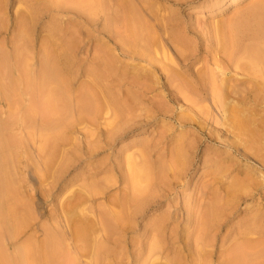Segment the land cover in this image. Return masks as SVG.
Instances as JSON below:
<instances>
[{"label":"rangeland","instance_id":"374dc122","mask_svg":"<svg viewBox=\"0 0 264 264\" xmlns=\"http://www.w3.org/2000/svg\"><path fill=\"white\" fill-rule=\"evenodd\" d=\"M62 1L0 0V264H264V0Z\"/></svg>","mask_w":264,"mask_h":264},{"label":"bare ground","instance_id":"6f19581e","mask_svg":"<svg viewBox=\"0 0 264 264\" xmlns=\"http://www.w3.org/2000/svg\"><path fill=\"white\" fill-rule=\"evenodd\" d=\"M2 1H3V0H2ZM7 1H8V0H7ZM25 1H29V2H31V3L34 4L36 7L41 8L42 10H43V8H42L43 5L45 4L44 0H25ZM59 1H60V0H59ZM59 1L57 0V2H59ZM76 1H77V0H75V1H73V0H69V1H67V0H66V2H76ZM82 1H84L85 5H86V2H87L88 5H91V6H92V7H90V10H91V8L94 7V5H93V4H94V3H93V0H86V1H85V0H82ZM82 1L80 0V2H82ZM99 1H100V0H99ZM62 2H63V1L61 0L59 3L61 4ZM64 2H65V1H64ZM66 2H65V3H66ZM103 2H104V1H103ZM7 3H8V2H7ZM47 3H48V2L46 1V5H47ZM52 3H53V2H52ZM54 3H56V2H54ZM65 3H64V4H65ZM77 3H79V0L77 1ZM84 3L82 2L81 4L84 5ZM125 3H126V2H125ZM1 4H2V3H1ZM60 4H58V6H59ZM62 4H63V3H62ZM62 4H61V6H62ZM67 4H69V3H67ZM67 4H66V5H67ZM73 4H74V3H73ZM73 4L70 3L68 6H71V7H72V6L75 5V4H74V5H73ZM103 4H104V3H103ZM103 4H102V8H103ZM7 5H8V4H7ZM55 5H56V4H55ZM78 5H80V4H77V6H74V7H77V8L80 9V6H81V5H80L79 7H78ZM11 6H12V5H11ZM11 6H10V7H11ZM56 6H57V5H56ZM64 6H65V5H64ZM99 6H100V5H99ZM82 7H83V6H82ZM86 7H87V6H86ZM86 7H85V8H86ZM88 7H89V6H88ZM88 7H87V9H88ZM3 8H4V7H3ZM99 8H100V7H99ZM1 9H2V8H1ZM41 9H40V10H41ZM44 9H45V8H44ZM83 9H84V7H83ZM90 10H88V11H90ZM92 10H93V9H92ZM91 12H92V11H91ZM27 13H28V12H27ZM40 13H41V12H40ZM92 13H93V12H92ZM94 13H95V12H94ZM5 14H6V13H4V15H5ZM41 14H42V13H41ZM11 15H12V14H11ZM90 15H91V13H90ZM92 15H93V14H92ZM13 17H14V16H13ZM44 18H45V17H43V16H39V18H38V20H37V23H39V24H38L39 26H40V24H42V23L44 22ZM12 19H13V18H12ZM263 19H264V18H263ZM127 20H129V19H127ZM131 22H132V21H131ZM131 22H130V23H131ZM133 22H134V21H133ZM133 22H132V23H133ZM22 24H25V23H22ZM22 24H21V26H20V23L17 24L18 29H19V27L21 28V27L23 26ZM130 26L133 27L132 24H129V27H130ZM23 27H24V26H23ZM27 27H28V26H27ZM29 27H30V26H29ZM29 27H28V28H29ZM133 28L136 30V32H135V30L133 31ZM133 28H132V30H131L132 33L135 32V33H136V36L138 37V35H137V31H138L140 28H139V29H136V27H133ZM137 28H138V27H137ZM20 30H21V29H20ZM22 30H24V29H22ZM140 30H141V29H140ZM140 30H139V31H140ZM141 31L143 32V30H141ZM19 32H20V31H19ZM139 33H140V32H139ZM144 34H145V33H144ZM140 35H142V37H141V39H142V38H143V33H140ZM132 36H133V35H132ZM128 37H129V36H128ZM132 38H133V37H132ZM134 38H135V37H134ZM145 38H147V37H145ZM20 39H21V38H20ZM136 39H137V38H136ZM148 39H149V38H148ZM151 39H152V37H151ZM142 40H144V39H142ZM142 40H141V41H142ZM146 40H147V39H146ZM144 41H145V40H144ZM154 41H155V40H154ZM148 42H149V40H148ZM145 43H147V42H145ZM128 44H129V43H128ZM147 44H148V43H147ZM132 45H133V44H132ZM129 47H130V46H129ZM139 47H140V46H139ZM17 48H18V47H17ZM133 48H135V47L133 46ZM20 49H22V48H20ZM247 49H248V48H247ZM132 50H133V49H132ZM139 50H140V49L138 48L137 51H139ZM128 51H129V50H128ZM251 51H252V50H251ZM15 52L17 53V49H16V51L14 50V53H15ZM21 52H22V51H21ZM142 52H143V51H142ZM130 54H131V53H130ZM14 55H16V54H14ZM142 55H143V54H142ZM0 63H1V61H0ZM5 63H6V61H5ZM1 64H2V63H1ZM6 64H7V63H6ZM3 68H4V67H3ZM4 70H5V69H4ZM26 71H28V70H26ZM26 71H25V74H26V76H27L28 72L26 73ZM47 71H48V70H47ZM47 71H46V69H45V72H46V73H48ZM6 72H7V71H6ZM23 72H24V71H23ZM43 72H44V71H43ZM46 73H44V74H46ZM1 74H2V73H1ZM143 74H144V73H142L141 75L143 76ZM145 74H146V73H145ZM145 74H144L143 77H146ZM148 74H149V73H148ZM152 74H153V73H152ZM22 75H23V74H22ZM47 75H48V77H49V73H48ZM47 75H45V76L43 75L42 78H46ZM136 75H137V74H136ZM153 75H154V74H153ZM26 76H25L24 80L26 79ZM33 76H35V75H33ZM40 76H41V75H40ZM149 76H150V75H148L147 77H149ZM21 77H22V76H21ZM35 77H36V76H35ZM48 77H47L46 79H44V80L42 79V80H43L44 82H47ZM28 78H29V75H28ZM38 78H39V77H38ZM38 78H37V79H38ZM40 78H41V77H40ZM50 78H51V77H49V81L51 82ZM150 78H152V77H150ZM22 79H23V78H22ZM33 79H35V78H33ZM213 79H214V78H213ZM221 79H223V78H221ZM42 80L40 79V81H42ZM36 81H37V80H36ZM43 81L40 82V84L38 83L39 86L42 85ZM220 81H221V80H220ZM220 81H219V82H220ZM226 81H227V80H226ZM29 82H30V81H29ZM50 82H47L46 84L44 83V84L42 85V87L44 88V85H45L46 87H47V85H49L48 87L50 88V87H51V84L53 83V82H51V83H50ZM0 83L2 84L3 82L0 81ZM23 83H25V82H23ZM27 83H28V82H27V80H26V84H27ZM157 83H158V82H157ZM221 83H222V82H221ZM1 84H0V87H1ZM8 84H9V83H8ZM11 84H12V83H11ZM33 84H34V83H33ZM36 84H37V82H36ZM38 84H37V85H38ZM155 84H156V83H155ZM159 84H160V82H159ZM24 85H25V84H24ZM167 85H168V84H167ZM221 85H223V84H221ZM221 85H220V86H221ZM2 86H3V85H2ZM6 86H7V85H6ZM6 86H5V87H6ZM52 86H53V85H52ZM150 86H151V85H150ZM152 86H153V85H152ZM213 86H214V84H213ZM42 87H40V88H42ZM46 87H45V88H46ZM53 87H54V86H53ZM53 87H51V88H53ZM214 87H215V86H214ZM32 88H33V86H32ZM45 88H44V89H45ZM148 88H149V87H148ZM168 88H169V86H168ZM168 88H167V89H168ZM5 89H6V88H5ZM5 89H4V87H3V90H5ZM7 89H8V88H7ZM7 89H6V92H7ZM37 89H39V87H38ZM44 89H43V90H44ZM220 89H221V88H220ZM14 90H15V89H14ZM45 90H46V89H45ZM45 90H44V91H45ZM165 90H166V89H165ZM32 91H33V90H32ZM38 91H39V90H38ZM47 91H48V90H47ZM49 91L51 92L52 90L49 89ZM53 91H54V90H53ZM149 91H150V90H149ZM169 91H171V89H170ZM12 92H13V91H12ZM22 92H23L24 95H27V91H26V90H24V91H22ZM35 92H36V90H34V91L31 93L32 96H33V93H35ZM41 92H43V91H41ZM45 92H46V91H45ZM45 92H43V94H44ZM171 92H172V91H171ZM17 93H18V92H17ZM37 93L39 94V92H37ZM53 93H55V92H53ZM53 93H52V94H53ZM146 93H147V92H146ZM8 94H9V93H8ZM31 94H30V96H31ZM38 94H36V95H37L36 97L40 96L42 93H41L40 95H38ZM45 94H46V93H45ZM48 94H50V93L48 92ZM48 94H47V95H48ZM144 94H145V93H144ZM15 95H16V94H15ZM47 95H46V96H47ZM50 95H51V94H50ZM50 95H48V97H49ZM55 95H56V97H54ZM58 95H59V94H58ZM88 95H89V94H88ZM43 96H44V95H43ZM54 96L51 97V100H52L51 103H47V102L44 100V99L46 98L45 96H44L43 98L40 96V98H41V99H40V102H41V100L43 99V100H44V104L46 105V106L43 105V107H42V104H43V103H42V104L40 103L41 105H38L39 107H36V105L39 104V103H37L38 101H36L37 98H36V99H33V98H32V99L34 100V102L36 101L35 104H34V102H32L33 100H32L31 97H30V101H31V102L33 103V105H34V106L31 105V103L29 102L30 105H31L30 108L33 107V108L36 110V108L39 109L40 106H41L42 110H45L46 108L44 109V107H47V106H49L50 104L52 105L54 99H56V98H57L56 100H57V102H58L59 98L61 97V96H60V97H59V96L57 97V94H54ZM62 96H64V95L62 94ZM129 96H132V95H129ZM169 96H170V95H169ZM16 97H17V96H16ZM48 97L46 98V100L49 102L48 99H50V97H49V98H48ZM91 97H92V96H91ZM133 97H136V96H133ZM8 98H9V96H8ZM8 98L6 97V100H7ZM136 98H137V97H136ZM142 98H143V97H142ZM168 98H170V97H168ZM11 99H12V98H11ZM13 99H14V98H13ZM13 99H12V101H13ZM38 99H39V98H38ZM61 99H62V98H61ZM61 99H60V100H61ZM80 99H81V98H80ZM89 99H90V98H89ZM89 99H88V100H89ZM145 99H148V98H147V95H146V98H145ZM8 100H9V99H8ZM19 100H21V99L18 98V101H17V102H19ZM43 100H42V101H43ZM51 100H50V101H51ZM138 100H140V99H138ZM142 100H143V99H142ZM148 100H149V99H148ZM171 100H172V99H171ZM15 101H16V99L14 100V102H15ZM83 101L85 102V100H83ZM91 101H92V100H91ZM93 101H94V100H93ZM93 101H92V103H93ZM9 102H10V101H9ZM9 102H7V103H9ZM14 102H13V104H14ZM54 102H55V101H54ZM80 102H81V101H80ZM84 102H82V107H83V105H84ZM85 103H86V102H85ZM13 104H12V105H13ZM19 104H20V103H19ZM47 104H48V105H47ZM53 104H54V106H55V103H53ZM57 104H58V103H57ZM57 104H56V105H57ZM59 104H60V103H59ZM59 104H58V107H59ZM80 104H81V103H80ZM86 104H87V103H86ZM86 104H85V106H86ZM88 104H89V103H88ZM94 104H95V102H94ZM96 104H97V102H96ZM104 104H105V103H104ZM0 105H3V107H5V106H4V98H3L2 96H0ZM15 105H17V104L15 103ZM102 105H103V104H102ZM13 106H14V105H13ZM19 106H20V105H19ZM54 106H53V109H50L52 106H51V107L49 106L50 108H48V110H50V111L53 110V111H54V109L57 107V106H55V107H54ZM75 106H76V105H75ZM85 106H84V108H85ZM87 106H88V105H87ZM90 106H91V104H89L88 108H89ZM92 106H93V105H92ZM97 106H98V105H97ZM106 106H107V105H106ZM14 107H15V106H14ZM35 107H36V108H35ZM58 107H57V110H56V109H55V110L57 111V114L60 115L59 110H58ZM62 107H63V106H62V104H61V107H59V108L62 109ZM64 107H65V106H64ZM78 107H79V106H78ZM8 108H9L10 110H12L11 107H8ZM28 108H29V107H28ZM41 108H40V109H41ZM91 108H92V107H91ZM93 108L95 109V107H93ZM99 108H100V107H99ZM102 108H103V107H102ZM116 108H117V107H116ZM14 109H15V108H14ZM26 109H27V108H26ZM34 109H33V111H34ZM94 109H93V110H94ZM97 109H98V108H97ZM15 110H16V109H15ZM24 110H25V109H24ZM27 110H29V109H27ZM42 110H40V111H42ZM66 110H67V109H66ZM98 110H99V109H98ZM100 110H101V108H100ZM100 110H99V111H100ZM1 111H2V110H1ZM38 111H39V110H38ZM45 111H46V110H45ZM60 111L62 112V110H60ZM78 111H79V110H78ZM83 111H84V110H83ZM23 112H25V111H23ZM27 112H28V111H27ZM36 112H37V110H36ZM54 112H55V111H54ZM96 112H97V111H96ZM4 113H7V111L4 110ZM15 113H16V112H15ZM15 113H14V114H15ZM30 113L32 114L31 111H30ZM45 113L47 114V112H45ZM49 113H50V112H49ZM51 113H52V111H51ZM62 113H64V111H63ZM62 113H61V114H62ZM65 113H67V112H65ZM17 114H18V113H16L15 115H17ZM23 114H24V113H23ZM23 114H22V115H23ZM28 114H29V113H28ZM28 114H26V117L23 115V116H24L23 118L28 119V118L30 117V116H28ZM31 114H30V115H31ZM34 114H35V111H34ZM42 114H43V115H46V114H44V111L42 112ZM42 114H41V115H42ZM55 114H56V112H55ZM57 114H56V116H57V119H58V115H57ZM35 115H37V114H35ZM35 115H32V117L35 116ZM49 115H50V114H49ZM63 115H65V114H63ZM7 116H8V115H7ZM10 116H11V115H10ZM50 116H51V115H50ZM52 116H53V114H52ZM60 116H61V115H60ZM21 117H22V116H21ZM27 117H28V118H27ZM46 117H47V118L49 117L48 114H47V116H45V120H44V121H45V122H44L45 124H46V121H47V122H48V120L50 121V119H49L50 117L48 118V120H46V119H47ZM33 118H34V117H33ZM42 118H44V117H42ZM52 118H54V117H51V123H53L54 120H55V119H52ZM65 118H66V117H65ZM60 119H61V118H60ZM60 119H58V120H60ZM6 120H7V119H6ZM23 120H24V119H23ZM23 120H22V121H23ZM30 120H31V119H30ZM58 120H57V121H58ZM136 120H137V119H136ZM24 121H25V120H24ZM55 121H56V120H55ZM57 121H56V123H54V125H55V124H58ZM23 123H24V122H23ZM23 123H22V124H23ZM61 123H62V120H61ZM13 124H15V123H13ZM59 124H60V123H59ZM134 124H135V123H134ZM47 125H49L50 127H52V125H51L50 123H49V124L47 123ZM62 125H63V124H62ZM129 125H130V123H129ZM12 126H13V125H12ZM12 126H11V127H12ZM43 126H44V125H43ZM125 128H126V127H125ZM58 132H59V131H58ZM117 134H118V133H117ZM60 135H61V134L59 133V137H60ZM14 136H15V135H14ZM14 138H15V137H14ZM10 139H11V138H10ZM17 139H19V138H17ZM47 139H48V138L46 137V140L44 141L45 143L48 141ZM59 139H60V138H59ZM15 140H16V139H15ZM49 140H50V138H49ZM16 141H17V140H16ZM16 141H14V143H15ZM18 141H19V140H18ZM20 141H21V140H20ZM12 142H13V141H12ZM21 142H22V141H21ZM48 142H49V141H48ZM2 144H3V143H2ZM47 144L50 146V142L47 143ZM45 147L48 148V146H46V144H45ZM50 147H51V146H50ZM50 147H49V149H50ZM49 149H48V150L45 149V150H46V151H49ZM50 150H51V149H50ZM87 150H88V149H87ZM90 151H91V149H90ZM90 151H88V152H90ZM88 152H87V153H88ZM47 155H48V153H47ZM50 156H52V155H50ZM50 160H51V158H50ZM50 162H51V161H50ZM48 163H49V160H48ZM136 163H137V162H136ZM49 164H50V163H49ZM49 164H48V165H49ZM134 164H135V163H134ZM132 166L134 167V165H132ZM136 166H138V163H137ZM133 167H130L131 170H132ZM142 167H143V166H141L140 168H142ZM135 168H136V167H135ZM135 168H134V169H135ZM140 168H138V170H139ZM136 170H137V168L135 169V171H136ZM138 170H137V172H138ZM143 170H144V169H143ZM132 172L135 173V174H136V172H134V170H133V171H131V174H132L133 177H134L133 179H136V180H137L138 178H137V177L135 176V174H133ZM138 173H139V172H138ZM140 174H141V173L136 174V175L141 176ZM143 174H144V172H143ZM129 175H130V174H129ZM47 176H48V175H47ZM139 176H138V177H139ZM130 179H131V177H130ZM130 181H132V180H130ZM138 181H139V180H138ZM138 181H137V182L134 181V182H136V183H134L133 181H132L133 183H132V182H130V183H132L133 186H134L135 184H138ZM140 184H141V182H139V184L136 185V187L139 186ZM133 186H131V188H132ZM141 186H142V185H141ZM141 186H140V187H141ZM136 187L134 186V187L132 188V191H134L133 189H134V188L136 189ZM138 188H139V187H138ZM141 189H142V188H141ZM50 190H51V189H50ZM136 190H137V189H136ZM136 190H135V191H136ZM135 191H134V192H135ZM137 191H138V190H137ZM141 191H142V190H141ZM143 191H144V190H143ZM48 192H49V191H48ZM138 192H140V190H139ZM138 192H136V193L138 194ZM141 193H143V192H141ZM144 193H145V192H144ZM144 193H143V195H144ZM137 194L134 193V195L131 196L132 199H133L134 196H136ZM141 196H142V195H141ZM136 198H137V197H135V199H136ZM138 198H139V195H138ZM128 199H129L130 202H131V199H130V198H128ZM128 199H127L126 202H127V203H130V202H128ZM135 199H134V200H135ZM132 201H133V200H132ZM134 202H135V201H134ZM115 213H116V212H115ZM119 215H123V216H124L123 213H122V214L120 213ZM114 216H116V219H118V220L120 221V219H119V217L117 216V214H114ZM121 217H122V216H121ZM80 218H81V217H80ZM113 218H114V217H113ZM125 218H126V217H124L123 219L125 220ZM78 220H79V219H78ZM88 220H89V219H88ZM102 220H103V219H102ZM125 221H126V220H125ZM77 222H78V221H77ZM77 222H76V223H77ZM85 222H86V221H85ZM122 222H124V221H122ZM89 223H91V221H90ZM120 223H121V222H120ZM83 225H84V224H83ZM88 225H89V224H88ZM77 226H78V225H77ZM77 226L75 227V229H76V230H75V233H76V231H77L78 234L80 235V234H81L80 231L84 232V231H83V230H84L83 228H84V226H86V225H84L83 228H80V227H82V226H80V225H79V227H77ZM90 227H92V226H90ZM78 228H80L81 230L79 231ZM86 228H87V227H86ZM113 228H114V227H113ZM2 229H3V228H2ZM90 230H91V229H90ZM0 232H2V231H0ZM84 233H85V232H84ZM78 234H77V235H78ZM79 235L77 236L78 239H79L80 237H82L81 235H80V236H79ZM82 235L84 236L83 233H82ZM84 237H86V236H84ZM80 239H81V238H80ZM83 239H84V238H83ZM48 241H49V240H48ZM56 241H58V240H56ZM53 242H55L54 239H53ZM53 242H51V243H52V244H51L52 246L50 245V243H49V245H48L47 247H45V245L43 246V247H45V248H44V259H45L46 263H49V262L52 261V256H53V253H54L53 251L55 250V252L57 253V251H58L57 248L59 249V247L61 246V244L58 245L59 242H58V243L55 242V243L58 245V247H57L55 244H54L55 246H53ZM46 243H47V241H46ZM246 244H247V243H246ZM101 245H102V244H101ZM245 246H246V245H245ZM247 246H248V245H247ZM247 246L245 247V249L247 248ZM39 247H40V245H39ZM41 247H42V246H41ZM53 247H55V249H54ZM95 247H96V246H95ZM97 247H98V246H97ZM152 247H153V246H152ZM98 248H99V247H98ZM156 248H157V247H155V249H156ZM243 248H244V247H243ZM36 249H37V248H36ZM64 249H65V248H64ZM26 250H27V248H26ZM56 250H57V251H56ZM96 250H98V249H96ZM233 250H234V249H233ZM233 250H230V251L228 250V251L231 252V251H233ZM240 250H241V249H239V248L236 249V250H234V251H233V255H232V252H231L230 255H229V254H228V255L226 254L227 256H230V257L228 258V261L230 260V261H229L230 264H232V263H233V264H237V261H238V260H239V261H240L241 259L244 260V258H241V257H240V255L242 254V253L240 252ZM243 250H244V249H243ZM247 250H248V249L244 250L245 252H244V251H243V252L246 253ZM33 251H34V249H33ZM36 251H37V250H36ZM228 251H226V252L229 253ZM64 252H65V251H64ZM226 252H225V253H226ZM249 252H250V251H249ZM249 252L246 253V255H247L248 258H249V256H250V255H249ZM251 252H252V251H251ZM254 252H255V251H254ZM254 252H253V253H254ZM59 253H61V250H60L57 254L60 255ZM105 253H106V251H105ZM225 253H223V254H225ZM240 253H241V254H240ZM257 253H258V255H261V254H260L261 251H260V253H259V252H257ZM28 254H29V253H28ZM255 254H256V252H255ZM36 255H37V254H36ZM39 255H40V254H39ZM198 255H200V254H198ZM204 255H205V254H204ZM231 255H232V256H231ZM256 255H257V254H256ZM27 256H28V255H27ZM29 256H30V255H29ZM33 256H34V255H33ZM56 256H57V255H55V256H53V257H56ZM67 256H69V255L66 254V257H67ZM13 257H14V256H13ZM37 257H38V256H37ZM57 257H58V256H57ZM57 257H56V258H57ZM64 257H65V255H64ZM66 257H65V258H66ZM199 257H201V256H199ZM253 257H255V256H253ZM7 258H8V257H7ZM59 258H60V257H59ZM61 258H62V257H61ZM65 258H63V259H65ZM239 258H241V259H239ZM0 259H1V258H0ZM8 259H9V258H8ZM24 259H25V258H24ZM32 259H33V258H32ZM39 259H40V257H39ZM179 259H180V258H179ZM198 259H199V258H198ZM223 259H224V258H223ZM226 259H227V258H225V260H226ZM253 259H254V258H253ZM54 260H57V259L54 258ZM72 260H73V262H71ZM74 260H75V259H71L70 262L73 264V263H75ZM155 260H156V259H155ZM180 260H181V259H180ZM180 260H179V261H180ZM251 260H252V258H251ZM255 260H256V259H255ZM4 261H5V263H6V260H4ZM4 261H3V262H4ZM9 261H10V259H9ZM28 261H29V259H28ZM196 261H197V260H196ZM226 261H227V260H226ZM232 261H233V262H232ZM41 262H42V261H41ZM41 262H40V263H41ZM64 262H67V261H64ZM229 262H228V264H229ZM234 262H235V263H234ZM245 262H246V261H245ZM250 262H251V261H249V263H250ZM252 262H253V261H252ZM256 262L258 263L257 260H256ZM27 263H28V262H27ZM57 263H58V262H57ZM67 263H68V262H67ZM67 263H66V264H67ZM194 263H195V262H194ZM243 263H244V262H243ZM249 263H247V264H249ZM8 264H9V263H8ZM52 264H53V263H52ZM152 264H154V263H152ZM197 264H198V263H197ZM224 264H225V263H224ZM238 264H242V263H239V262H238ZM250 264H251V263H250Z\"/></svg>","mask_w":264,"mask_h":264}]
</instances>
